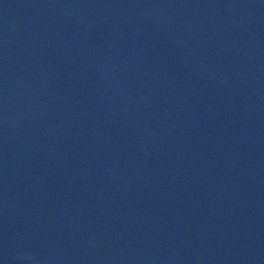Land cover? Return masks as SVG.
<instances>
[{
	"label": "water",
	"instance_id": "obj_1",
	"mask_svg": "<svg viewBox=\"0 0 264 264\" xmlns=\"http://www.w3.org/2000/svg\"><path fill=\"white\" fill-rule=\"evenodd\" d=\"M0 264H264V0H0Z\"/></svg>",
	"mask_w": 264,
	"mask_h": 264
}]
</instances>
